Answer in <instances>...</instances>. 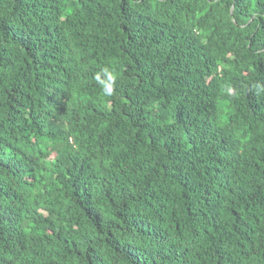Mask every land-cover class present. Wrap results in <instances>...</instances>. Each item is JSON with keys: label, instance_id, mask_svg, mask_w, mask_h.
Segmentation results:
<instances>
[{"label": "trees", "instance_id": "obj_1", "mask_svg": "<svg viewBox=\"0 0 264 264\" xmlns=\"http://www.w3.org/2000/svg\"><path fill=\"white\" fill-rule=\"evenodd\" d=\"M0 264H264V0H0Z\"/></svg>", "mask_w": 264, "mask_h": 264}, {"label": "clouds", "instance_id": "obj_2", "mask_svg": "<svg viewBox=\"0 0 264 264\" xmlns=\"http://www.w3.org/2000/svg\"><path fill=\"white\" fill-rule=\"evenodd\" d=\"M108 80L109 81H114L115 77L112 76V75H109L108 76ZM97 81H98V83H100L103 86L105 94H107V95H111L112 94L113 85L111 83H105V81L100 80L99 76H97Z\"/></svg>", "mask_w": 264, "mask_h": 264}]
</instances>
